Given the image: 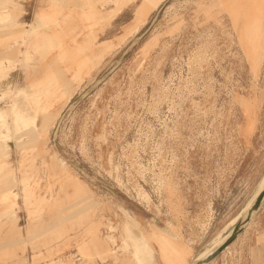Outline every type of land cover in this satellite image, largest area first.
<instances>
[{
  "label": "rangeland",
  "instance_id": "1",
  "mask_svg": "<svg viewBox=\"0 0 264 264\" xmlns=\"http://www.w3.org/2000/svg\"><path fill=\"white\" fill-rule=\"evenodd\" d=\"M24 1L0 0V108L30 117L0 135V264H137L124 212L189 250L150 238L149 264H188L264 172V0ZM229 249L264 264V215Z\"/></svg>",
  "mask_w": 264,
  "mask_h": 264
},
{
  "label": "bare ground",
  "instance_id": "2",
  "mask_svg": "<svg viewBox=\"0 0 264 264\" xmlns=\"http://www.w3.org/2000/svg\"><path fill=\"white\" fill-rule=\"evenodd\" d=\"M0 9L2 10L1 12L4 13V17L8 18L7 11H9V8L5 6H0ZM0 12V13H1ZM12 15V14H11ZM10 15V18H11ZM3 16L0 14V17ZM40 23H37V25H34L32 23L29 24V28L26 31V34H29L31 32H36L41 28ZM9 59L7 58L4 62H0V78L4 76L8 70L9 67ZM28 87V86H27ZM26 90L25 88L22 89V91ZM28 90V89H27ZM30 92V91H29ZM9 108L7 110L0 108V135L2 136L4 133H8L6 135H10L9 138H11L12 134L15 133H22L25 131L23 128L24 126L28 125L29 122H27V118H30L28 116H25L21 114L20 111L15 110L14 112V119H10L12 122V125L9 124ZM46 131V130H45ZM44 131V132H45ZM43 132V133H44ZM42 133V134H43ZM2 138V137H1ZM28 138H31L28 136ZM55 155H53L54 157ZM56 158V156H55ZM61 167H64L63 162L60 160H57ZM8 179H10V176H7ZM12 180V178H11ZM25 183V181H24ZM23 183V184H24ZM264 188V172L261 176V179L259 181V184L253 194V196L248 200L246 205L242 208L241 211H239L238 214H236L230 221L228 226L230 225L231 228L233 225L236 223L238 219L243 217V215L246 213L247 209L253 202L254 198L257 196V194ZM10 190V189H9ZM12 196H17L16 193H12L10 191H7L5 193V197L8 195ZM12 203L14 204L13 200ZM11 206V205H10ZM9 210V208H8ZM124 221L122 222V225L120 227V233L122 236V247L123 249L130 248L131 249V258L137 263V264H149V262L154 260V251L149 245L150 238L154 239L158 245H159V250L158 251V256L160 258H172V259H179V255L181 251L189 252V250H184L182 248L173 246L170 240L174 237V234L168 229V228H156L154 229V232H152V237L148 236L145 237V234L142 232L139 223L127 212H124ZM227 228L223 229V231ZM231 228L229 230H226L224 234L218 235L215 239H213V242L210 244L209 247L205 248L198 256L193 258L188 264H192L195 261H198L200 259H203L206 255H208L215 247H217L224 239H226L231 231ZM229 246V245H228ZM227 246V247H228ZM206 247V246H205ZM226 247V248H227ZM203 248V247H202Z\"/></svg>",
  "mask_w": 264,
  "mask_h": 264
},
{
  "label": "water",
  "instance_id": "3",
  "mask_svg": "<svg viewBox=\"0 0 264 264\" xmlns=\"http://www.w3.org/2000/svg\"><path fill=\"white\" fill-rule=\"evenodd\" d=\"M264 198V188L257 194L253 202L247 209L246 213L236 221V223L231 228V231L226 239H224L217 247H215L208 255L203 259L195 261L192 264H210L228 245H230L237 236L243 231L247 222L249 221L253 212H255L262 199Z\"/></svg>",
  "mask_w": 264,
  "mask_h": 264
},
{
  "label": "crops",
  "instance_id": "4",
  "mask_svg": "<svg viewBox=\"0 0 264 264\" xmlns=\"http://www.w3.org/2000/svg\"><path fill=\"white\" fill-rule=\"evenodd\" d=\"M29 2H31V0H27V1H24V3H29ZM17 14L18 13H15L14 15L12 14L11 15V12H7V15H8V18L7 17H4V13L3 12H1V15H3V16H1L0 18H6V19H10L11 21H12V25H17V23L15 22V17L17 16ZM10 15H11V18H10ZM21 15H22V13H21ZM21 15L19 16V18L21 17ZM13 16H14V18H13ZM28 28H29V25H28ZM28 28H23L22 30H21V32H22V35H23V38H22V41H25L26 39H27V37H28V35L29 34H26V31L28 30ZM10 60H11V57H10ZM43 68V67H42ZM13 70H9L8 71V73H7V75L4 77V76H2V77H4V78H8L9 76H10V74H11V72H12ZM35 75H38V74H35ZM35 75H33V76H35ZM1 77V78H2ZM0 78V82H1V79ZM29 104H30V101L29 100H26ZM33 104V103H32ZM32 124L34 125V127H37L35 124H34V119H33V122H32ZM31 125V124H30ZM261 215H264V198L262 199V201H261V203H260V205H259V207H258V209L255 211V212H253L252 213V215H251V217H250V219H249V221L247 222V224H246V226L244 227V229H243V231L237 236V238L229 245L230 246V249L231 248H233L240 240H242V238H244V236H245V234H246V232H247V230L250 228V227H252L253 225H254V222L256 221V218L257 217H259V216H261ZM228 246V247H229ZM257 246H259V244H257ZM226 249V248H225ZM224 249V250H225ZM229 249V250H230ZM222 251L210 264H213L214 262H216V261H219L220 260V258L224 255V254H226V253H228L229 251Z\"/></svg>",
  "mask_w": 264,
  "mask_h": 264
}]
</instances>
